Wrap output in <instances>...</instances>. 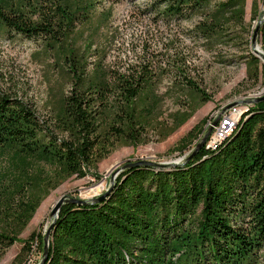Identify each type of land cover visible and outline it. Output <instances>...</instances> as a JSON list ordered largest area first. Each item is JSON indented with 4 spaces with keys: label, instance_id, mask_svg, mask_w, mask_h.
Wrapping results in <instances>:
<instances>
[{
    "label": "trees",
    "instance_id": "trees-1",
    "mask_svg": "<svg viewBox=\"0 0 264 264\" xmlns=\"http://www.w3.org/2000/svg\"><path fill=\"white\" fill-rule=\"evenodd\" d=\"M23 2L8 7L0 0V25L11 35L41 40L62 61L71 86L59 113L46 119L0 91V148L48 162L66 177L84 178L101 137L135 144L145 137L154 73L146 63L109 70L95 40L79 48L77 32L97 11L93 0ZM246 2L152 0L149 8L168 22L203 16L205 32L217 38L244 24ZM261 34L264 43V24ZM92 56L99 59L94 75L89 74ZM245 59L258 73L262 60L253 52ZM191 154L168 169H125L100 203H65L43 264H262L264 99L243 114L217 149L205 146L189 160ZM13 177L12 192L0 205V258L42 201V186L24 167Z\"/></svg>",
    "mask_w": 264,
    "mask_h": 264
},
{
    "label": "rangeland",
    "instance_id": "rangeland-1",
    "mask_svg": "<svg viewBox=\"0 0 264 264\" xmlns=\"http://www.w3.org/2000/svg\"><path fill=\"white\" fill-rule=\"evenodd\" d=\"M23 1L2 0L8 7L25 4ZM151 1L93 0L97 11L77 32L82 50L92 40L98 42L109 70L124 72L136 63L150 66L154 78L145 106V137L138 144L101 137L84 178L66 177L48 162L21 158L0 148V205L12 192L13 173L19 167L42 186L40 207L0 264H39L43 260L42 239L53 226L51 213L61 198L91 199L103 194L117 168L128 162L182 164L212 127L207 143L224 118L236 113L243 116L264 97L262 0H247L244 24L225 29L224 37L217 38L205 32L203 16L168 22L149 8ZM250 52L263 62L258 73L246 63ZM57 59L41 40L11 35L0 25V91L29 103L42 119L59 113L71 86L66 68ZM98 60L89 58L90 75H94ZM215 121L218 123L213 126ZM93 189L99 193H91ZM261 262L264 264V251Z\"/></svg>",
    "mask_w": 264,
    "mask_h": 264
},
{
    "label": "water",
    "instance_id": "water-1",
    "mask_svg": "<svg viewBox=\"0 0 264 264\" xmlns=\"http://www.w3.org/2000/svg\"><path fill=\"white\" fill-rule=\"evenodd\" d=\"M254 39H256V34H255V38ZM263 99H259L256 102H259V101H261ZM217 123H218V121H215L214 124H213V126H216ZM212 130H213V127L202 138V140L197 144V146H196L195 150H193V152H192L189 160L192 157H194L195 154L198 153L203 147L206 146V143H207V141L209 139V136L212 133ZM179 165H181V164L180 163H177V164L166 165V164H160V163H156V162L149 161V160H140V161H136V162H128V163L124 164L123 166L117 168L115 174L111 178L110 186L105 190V192L103 194L97 195L96 197L91 198V199H83L81 197L80 198H67V197H63V198H61L58 201V203L56 204V206L53 208L52 213H51V217L54 219V222H55V220L57 219V217L59 215V212H60L62 206L65 203H68V202L69 203H73V204H78L80 206H85V205H89L91 203H100V202L104 201L111 194V192L113 191V188H114L113 186H114V183H115V179L125 169L134 168V167H141V166H145V167H155V168H166V166L172 167V166H179ZM54 222H53V224H54ZM52 227H51V229H52ZM51 229H50V231L48 232V234H47V236L45 238L44 257H43V260L39 264H43L45 262V260L47 259V257H48V254H49V238L51 236Z\"/></svg>",
    "mask_w": 264,
    "mask_h": 264
},
{
    "label": "built area",
    "instance_id": "built-area-1",
    "mask_svg": "<svg viewBox=\"0 0 264 264\" xmlns=\"http://www.w3.org/2000/svg\"><path fill=\"white\" fill-rule=\"evenodd\" d=\"M241 117L242 113H236L235 115H231V117L227 116L226 118H224L222 124L218 128L217 133L213 136L212 140L207 143V149H217L224 142V140L231 135L233 130L238 125Z\"/></svg>",
    "mask_w": 264,
    "mask_h": 264
},
{
    "label": "bare ground",
    "instance_id": "bare-ground-1",
    "mask_svg": "<svg viewBox=\"0 0 264 264\" xmlns=\"http://www.w3.org/2000/svg\"><path fill=\"white\" fill-rule=\"evenodd\" d=\"M103 186V184L99 187V188H101ZM104 187V186H103ZM102 187V188H103ZM98 188V189H99ZM98 189H93V190H91V193H94V194H98L99 193V190Z\"/></svg>",
    "mask_w": 264,
    "mask_h": 264
}]
</instances>
